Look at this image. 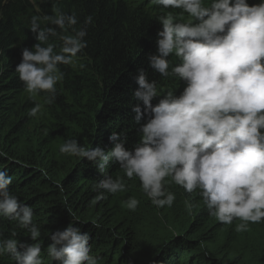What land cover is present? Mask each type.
I'll use <instances>...</instances> for the list:
<instances>
[{"label": "trees", "instance_id": "trees-1", "mask_svg": "<svg viewBox=\"0 0 264 264\" xmlns=\"http://www.w3.org/2000/svg\"><path fill=\"white\" fill-rule=\"evenodd\" d=\"M204 2L208 5L210 0ZM259 2L247 0L249 5ZM57 9L77 17L75 29L84 26L87 16L92 23L75 63L59 65L64 78L47 103L46 92L31 97L25 91L15 68L22 49H32L38 42L30 30L31 18L38 16L41 28L52 26L45 17L55 16ZM168 14L174 22L190 19L182 9L164 8L151 0H0V152L5 154L0 156V170L12 177L10 193L33 209L32 222L40 232L37 241H31L18 221L0 217V239L40 243L41 257L49 264L50 234L73 223L90 234V255L97 264H264V221L249 222L247 231L237 232L238 219L232 224L219 222L210 215L199 189L188 193L170 177L164 187L175 195L174 202L158 208L139 179H128L116 163L106 174L122 179L125 190L105 193L106 199L93 203L98 195L95 185L103 175L86 159L59 151L70 139L85 148L101 146L108 151L113 147L111 132L126 136L128 149L140 142L139 127L148 116L139 124L134 121L133 106L139 103L143 111L142 102L133 96L139 69L156 82L160 95L152 100L153 106L167 91L180 95L186 82L171 74L180 60L174 54L168 57L169 75L164 77L147 59L156 54L162 30L158 18ZM57 33L48 43L59 52V36L74 33L59 28ZM37 103L40 113L29 117ZM130 198L140 202L135 211L125 207ZM0 264L15 261L3 256Z\"/></svg>", "mask_w": 264, "mask_h": 264}, {"label": "clouds", "instance_id": "clouds-1", "mask_svg": "<svg viewBox=\"0 0 264 264\" xmlns=\"http://www.w3.org/2000/svg\"><path fill=\"white\" fill-rule=\"evenodd\" d=\"M164 8L186 12L188 22H174L171 14L160 16L156 54L147 59L161 76L169 75L170 55L180 63L171 74L186 82L179 96L167 91L160 95L156 82L149 81L144 69L138 70L134 91V121L140 125V142L132 149L125 147L126 136L111 132L113 147L85 148L76 139L66 140L62 154L84 158L103 175L95 185L98 195L93 203L106 199L105 193L125 190L122 179L107 175L116 163L128 179L137 177L143 192L158 208L171 207L175 195L166 191L165 178L192 193L199 189L210 215L219 222L236 225L237 232L248 230L249 222L264 221V0L249 5L247 0H151ZM52 26L41 28L40 18H31L30 30L38 41L32 49L24 47L15 71L25 91L35 97L46 92V102L55 98L56 85L64 78L59 65H73L85 47L84 37L92 17L75 29L77 17L57 9L55 16L45 17ZM57 28L72 29L74 34L60 35L59 52L48 43L57 36ZM37 103L28 111L36 117L41 111ZM5 155L0 152V156ZM12 177L0 170V217L18 221L27 229L31 241H37L39 229L33 224V209L21 203L9 191ZM61 187L60 185H57ZM61 190L62 187H61ZM139 200L130 198L125 207L135 211ZM99 227L98 224H95ZM13 237L16 233H12ZM91 237L73 223L50 234L47 246L49 264H97L90 255ZM22 249V251H21ZM10 256L15 264H44L40 243L0 239V257Z\"/></svg>", "mask_w": 264, "mask_h": 264}]
</instances>
